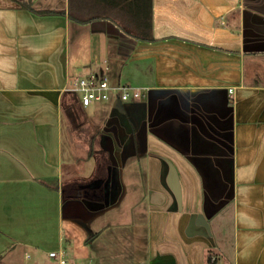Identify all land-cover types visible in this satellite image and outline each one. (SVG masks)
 Here are the masks:
<instances>
[{
	"label": "crops",
	"instance_id": "crops-1",
	"mask_svg": "<svg viewBox=\"0 0 264 264\" xmlns=\"http://www.w3.org/2000/svg\"><path fill=\"white\" fill-rule=\"evenodd\" d=\"M50 252L264 264V0H0V264Z\"/></svg>",
	"mask_w": 264,
	"mask_h": 264
},
{
	"label": "built area",
	"instance_id": "built-area-1",
	"mask_svg": "<svg viewBox=\"0 0 264 264\" xmlns=\"http://www.w3.org/2000/svg\"><path fill=\"white\" fill-rule=\"evenodd\" d=\"M70 91L77 95L79 103L83 107H88L97 101H107L111 92L117 93L121 101L136 100L140 97L137 89L122 84L110 86L95 74L75 78ZM49 256L57 258L59 264H65V259L57 256L55 252H50ZM211 260L213 261L214 258Z\"/></svg>",
	"mask_w": 264,
	"mask_h": 264
},
{
	"label": "trees",
	"instance_id": "trees-1",
	"mask_svg": "<svg viewBox=\"0 0 264 264\" xmlns=\"http://www.w3.org/2000/svg\"><path fill=\"white\" fill-rule=\"evenodd\" d=\"M37 14L41 15H53V14H64V11H55V10H44V11H36Z\"/></svg>",
	"mask_w": 264,
	"mask_h": 264
},
{
	"label": "rangeland",
	"instance_id": "rangeland-1",
	"mask_svg": "<svg viewBox=\"0 0 264 264\" xmlns=\"http://www.w3.org/2000/svg\"><path fill=\"white\" fill-rule=\"evenodd\" d=\"M100 154V153H99Z\"/></svg>",
	"mask_w": 264,
	"mask_h": 264
}]
</instances>
